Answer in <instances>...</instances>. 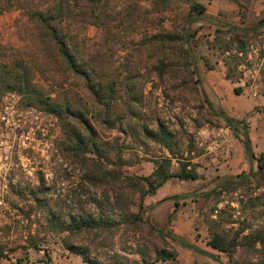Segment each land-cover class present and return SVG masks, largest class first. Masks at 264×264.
<instances>
[{"label":"rangeland","instance_id":"1","mask_svg":"<svg viewBox=\"0 0 264 264\" xmlns=\"http://www.w3.org/2000/svg\"><path fill=\"white\" fill-rule=\"evenodd\" d=\"M125 1L109 0L112 7H120ZM197 1L204 4L209 17L190 24L195 70L183 64L178 48L161 54L155 46H146L143 34L151 28L142 24L131 33L139 45L130 43L114 54L116 83L108 108L97 102L79 80L52 72L34 75L33 81L41 85L42 92H48L56 102H69L89 121L98 151L88 150L86 157L99 159L108 168H119L123 174L141 176L152 170L154 159L166 155L171 157L170 169H176L178 160H182L198 172L196 179L171 177L153 194L145 195L144 221L136 226L121 223L111 234L69 236L70 241L87 245L89 256L100 264H229L224 252L205 243L213 219L221 220L218 228L228 232L240 220L250 227L264 224V183L257 185L251 174L257 168L256 160H249L242 150L236 137L240 126L234 133L220 115L242 118L255 155L264 149V144L258 143L264 135V0ZM133 3L138 10H150L160 17L157 29L172 30L183 24L188 1L172 0L167 6L152 0ZM23 21L19 9L1 11L0 43L20 46ZM228 23L258 24L243 36L246 48L233 80L224 77L227 51L220 52L208 44L222 45L226 41L233 49L235 41L230 39ZM84 31L93 39L100 33L91 23ZM160 57L170 64L158 77L154 66ZM129 86L139 102L130 100ZM233 86H239L240 92L235 93ZM204 94L212 106H208ZM67 119L81 127L74 117ZM157 121L172 133V155L164 144L142 134L143 126L154 129ZM61 123L55 115L27 105L16 92L0 93V264H86L61 244L65 232L48 230L46 208L37 207L32 192L44 197L46 206L96 213L94 204L85 199L88 192L111 199L116 189L105 182L91 184L84 177L86 166L67 148L70 140ZM241 175L246 181L234 189L200 194ZM123 189L130 201L127 213L135 212L137 192ZM255 195L260 198L251 205L248 199ZM123 213L116 210L111 215L117 218ZM229 217L234 222H228ZM145 220L207 252L160 236ZM160 251L174 257L156 258ZM255 253L237 249L232 255L253 261Z\"/></svg>","mask_w":264,"mask_h":264},{"label":"trees","instance_id":"2","mask_svg":"<svg viewBox=\"0 0 264 264\" xmlns=\"http://www.w3.org/2000/svg\"><path fill=\"white\" fill-rule=\"evenodd\" d=\"M152 1L161 6H167L172 0ZM187 1L183 24L172 30L157 29L156 22L160 20V17L150 10H138L133 0H126L120 7L110 6L109 0H1L0 2V12L11 8L19 9L24 18L20 46L0 43V93L16 92L25 98L27 105L38 107L58 117L70 140L67 148L78 155L86 166L84 177L91 184L105 182L110 184L112 189H116L111 199L108 195L104 198L88 192L85 199L94 204L96 213L85 210L71 212L46 206L45 198L32 192V198L37 207L46 208L44 221L48 230L65 232V235L60 237L61 244L68 252L79 255L81 261L86 264H100V261L89 256L87 245L70 241L69 236L79 233L93 236L101 233L111 234L119 228L121 223H131L132 226H136L144 221L142 200L145 195L153 194L171 177L196 179L198 172L194 165L182 160H178L176 169H170L171 157L166 155L154 159L152 170L141 176L123 174L119 168H108L99 159L86 157L84 155L86 151L93 149L96 154L98 151L93 137L94 130L89 121L69 102H56L48 92H42L41 85L33 81L34 75L36 72L42 75L52 72L59 73L65 78L79 80L97 102L108 108L116 83L112 66L115 60L114 54L130 43L139 45L134 41L131 33L139 30L142 24L151 28V31L143 34V43L146 46L151 48L155 46L161 54L172 47L178 48L184 58L183 64L190 65V70H195L196 59L193 48L190 46V38L194 35V31L190 29V24L193 20L209 17V15H206L203 3L197 0ZM87 23L94 24L100 29L97 39L86 35L84 29ZM227 25L230 39L235 41L233 49L226 41L222 45L208 44L216 47L220 52L227 51L229 55L224 60V77L233 80L234 70L240 64L241 53L246 48L243 36L255 30L258 24L240 26L228 23ZM162 57L154 66L158 77L166 72L170 64ZM128 90L130 100L139 102L132 86H129ZM232 90L239 93L241 89L239 86H233ZM204 100L208 106H212L205 94ZM68 116L74 117L81 127H75L67 119ZM224 121L234 133L237 132V125L240 126V135L236 133V137L246 157L249 160H256L257 168L251 173L256 184H263L264 149L255 155L247 125L242 118L224 114ZM142 134L149 139L161 142L170 154H173L169 144L172 133L162 122L157 121L154 129L143 126ZM243 178L244 175L227 178L223 184L200 194L207 195L209 192L219 193L221 190L234 189L246 181ZM121 188L137 192L135 212L127 213L130 201L126 191ZM259 198V195H255L248 201L253 205ZM116 210L124 212L123 215L113 217L111 212ZM145 221L150 227L156 228L160 236H167L186 248L207 252L173 231L153 226L151 222ZM220 221L213 219L209 227V237L205 241L207 245L224 252L229 258V264H264V224L250 227L240 220L237 227L228 232L224 228H218ZM227 221L234 222V219L229 217ZM244 229H247L245 233H243ZM32 246L36 247L34 243ZM237 249L256 252L255 259L243 261L239 256L234 257L232 253ZM169 257H174V254L160 251L156 255V258L161 259Z\"/></svg>","mask_w":264,"mask_h":264},{"label":"crops","instance_id":"3","mask_svg":"<svg viewBox=\"0 0 264 264\" xmlns=\"http://www.w3.org/2000/svg\"><path fill=\"white\" fill-rule=\"evenodd\" d=\"M249 137H250V140H251L252 137H251L250 135H249ZM261 137H262V138H260V141L258 142L260 145H261V143L264 144V135H262ZM252 140H253V139H252ZM253 142L255 143V141H253ZM254 143H253V144H254ZM258 143H257V144H258Z\"/></svg>","mask_w":264,"mask_h":264},{"label":"water","instance_id":"4","mask_svg":"<svg viewBox=\"0 0 264 264\" xmlns=\"http://www.w3.org/2000/svg\"><path fill=\"white\" fill-rule=\"evenodd\" d=\"M220 115L222 116V118L224 119V114L220 113Z\"/></svg>","mask_w":264,"mask_h":264}]
</instances>
